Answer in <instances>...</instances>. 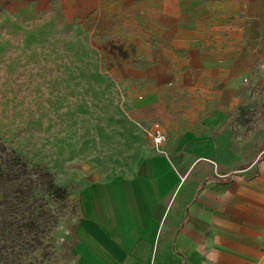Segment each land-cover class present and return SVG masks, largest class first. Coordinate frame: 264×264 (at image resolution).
I'll use <instances>...</instances> for the list:
<instances>
[{
	"label": "rangeland",
	"instance_id": "rangeland-1",
	"mask_svg": "<svg viewBox=\"0 0 264 264\" xmlns=\"http://www.w3.org/2000/svg\"><path fill=\"white\" fill-rule=\"evenodd\" d=\"M158 120L264 144V0H0V264H61Z\"/></svg>",
	"mask_w": 264,
	"mask_h": 264
},
{
	"label": "crops",
	"instance_id": "crops-1",
	"mask_svg": "<svg viewBox=\"0 0 264 264\" xmlns=\"http://www.w3.org/2000/svg\"><path fill=\"white\" fill-rule=\"evenodd\" d=\"M160 122L165 153L142 144L82 187L61 264H264V144L231 128L170 138Z\"/></svg>",
	"mask_w": 264,
	"mask_h": 264
},
{
	"label": "built area",
	"instance_id": "built-area-1",
	"mask_svg": "<svg viewBox=\"0 0 264 264\" xmlns=\"http://www.w3.org/2000/svg\"><path fill=\"white\" fill-rule=\"evenodd\" d=\"M140 128L152 140L154 149L159 153H165L164 145L168 141V135L160 121L141 122Z\"/></svg>",
	"mask_w": 264,
	"mask_h": 264
},
{
	"label": "trees",
	"instance_id": "trees-1",
	"mask_svg": "<svg viewBox=\"0 0 264 264\" xmlns=\"http://www.w3.org/2000/svg\"><path fill=\"white\" fill-rule=\"evenodd\" d=\"M17 157H20V156L18 155ZM49 186L55 191L56 194H58V196L60 198H62V197H64L66 195V189L63 188L62 186H59V185L55 184L54 181H52Z\"/></svg>",
	"mask_w": 264,
	"mask_h": 264
}]
</instances>
